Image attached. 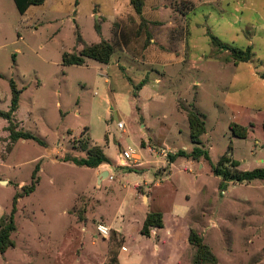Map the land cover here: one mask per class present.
Segmentation results:
<instances>
[{"label":"rangeland","instance_id":"obj_1","mask_svg":"<svg viewBox=\"0 0 264 264\" xmlns=\"http://www.w3.org/2000/svg\"><path fill=\"white\" fill-rule=\"evenodd\" d=\"M122 1L46 0L21 15L14 0H0V110L10 109L14 81L21 95L13 123L39 139L9 151V123L0 118V218L40 166L36 191L18 201L16 246L0 253V264H107L116 256L119 264H194L191 228L216 264H264V181L225 182L211 171L228 153L240 170L264 168V0H147L148 32L158 37L147 52L146 30L137 35L141 20ZM161 8L163 28L156 24ZM77 34L89 45L122 42L129 54L67 65L64 56L82 48ZM212 36L252 47L254 56L234 65ZM191 110L205 119L210 161L178 157L171 166L168 154L194 149ZM231 124L248 128V137H235ZM86 143L102 148L111 164L93 170L64 162L85 158ZM123 150L138 152L142 166L118 167ZM105 170L114 180L99 184ZM145 212L165 217L161 238L139 234ZM121 218L128 252L114 229L109 238L96 230H120Z\"/></svg>","mask_w":264,"mask_h":264},{"label":"trees","instance_id":"obj_2","mask_svg":"<svg viewBox=\"0 0 264 264\" xmlns=\"http://www.w3.org/2000/svg\"><path fill=\"white\" fill-rule=\"evenodd\" d=\"M46 0H14L16 8L21 15H24L28 9L32 6L42 5ZM146 0H130V5L134 10L135 14L140 18L141 24L137 35L140 36L143 30H146L147 42L146 45L150 43L151 34L148 32V27L146 20L143 16L144 7ZM95 29L99 35H101V25L96 23ZM77 43L82 46L78 53L66 54L64 56V63L67 65H83L86 59H92L99 63L109 64L112 57L116 51V46L106 40H101L98 43L87 44L83 40L80 34H77ZM212 43L217 48L222 51H229L231 53V59L234 65L240 63H247L254 56L252 47H247L246 49H240L231 47L220 42L215 36H212ZM145 81L138 86V90L143 87ZM12 89L11 106L9 111L0 110V118L8 121L7 130L9 132V145L8 150L13 149V145L20 140H36L39 139L29 132H25L19 129V125L13 123L15 113L19 108V101L21 90L17 88L14 81L10 83ZM187 120L190 127L191 140L194 144V149L191 154H187L185 151L181 150L175 154H168L167 161L171 165L175 162L178 157H190L193 160L200 161L204 159L209 162V152L202 146V136L207 132L206 122L202 115L194 110L187 112ZM230 129L233 135L238 138L245 139L248 137L249 130L238 124H231ZM82 150L86 152L85 158H66L64 162H72L79 167H88L91 169H96L102 165H110V160L104 153V150L97 146H89L88 143L82 145ZM231 150V148H230ZM232 154L228 153L221 157L216 165L211 166V171L215 176L221 177L225 182H233L238 184H250L254 181H264V168H256L250 171L240 170V162L232 159ZM40 171V166L38 165L32 176V183L29 186H24L18 191L13 199V205L10 213L3 214L0 218V253L4 254L9 249L16 246L15 241L12 236L17 231L16 225V214L18 212V201L36 191L37 184L39 183L38 173ZM224 187V184H221ZM164 228V216L160 212H149L144 220L141 234L145 237H150L153 229H163ZM188 242L190 246L194 247L195 257L193 259L194 264H216L217 259L215 255L211 252V249L207 244H205L203 238L194 229H189ZM107 264H119L117 256L112 258V260Z\"/></svg>","mask_w":264,"mask_h":264},{"label":"crops","instance_id":"obj_3","mask_svg":"<svg viewBox=\"0 0 264 264\" xmlns=\"http://www.w3.org/2000/svg\"><path fill=\"white\" fill-rule=\"evenodd\" d=\"M117 3H116V6H115V9H114V16L117 18V19H123V16H122V12H121V2L120 1H116ZM122 2H124V3H126V4H128L129 6H130V0H124V1H122ZM158 5H160V3H157ZM146 5H147V0H146V3H145V7H144V13H143V16H144V18L146 19V21H147V25H151V23H150V21L146 18V12H145V8H146ZM130 8H131V6H130ZM152 9L154 10V9H156V8H154V6L152 7ZM132 11V10H131ZM162 11V8L161 9H159L157 12V15H158V18H160V20L158 21V22H156V24L158 25V27H161V28H163V27H166V22H164V21H162V19H161V17H160V12ZM130 15H131V17H133V19H134V21H138V19H140L136 14H135V12H130ZM99 15H97V17H98ZM177 27L178 26H175V25H172V32H174V33H177L176 35H178L179 34V32L178 31H176V29H177ZM125 28V25H123V24H121V26H120V29H119V35L118 36H120V33H122V31H123V29ZM186 33V32H185ZM185 33H183V35H185ZM127 36H128V34H127ZM176 37V36H175ZM174 36H172V38H175ZM128 39H129V36H128ZM157 39H158V37L157 38H155L154 36H153V38L150 40V42H151V45L149 46V47H147L146 49H145V51L147 52L151 47H152V44H156L157 43ZM116 41H117V39H116ZM122 41V40H121ZM120 41V42H121ZM118 42H115V43H113L115 46H116V51H115V53H114V55L119 51V50H121L123 53H126V54H129L128 53V51H127V48H126V46L121 42L120 43V45H119V43H118V47H117V44ZM114 55H113V57H112V60L111 61H113V58H114ZM133 57V56H132ZM135 58V57H134ZM123 58L121 57V58H118V60H116V61H119V63H120V61H123L122 60ZM136 59V58H135ZM134 60V59H133ZM185 62H187V60L185 61ZM115 63V62H114ZM119 63H117L116 65L115 64H113V65H115V67H120L119 66ZM186 153H187V151H185ZM165 155L166 154H164V155H162L163 157H165ZM166 158V157H165ZM167 163V162H166ZM143 164V163H142ZM104 166H107V165H102V166H100V167H98V168H96V169H93V170H98V169H101L102 167H104ZM142 166V165H141ZM171 166H173L172 164H171ZM240 168V167H239ZM106 171V170H105ZM104 171V172H105ZM102 175V174H101ZM101 177V176H100ZM100 177H99V179H100ZM102 181H103V179H101V181L99 182V184H102ZM143 197L145 196V192H142V194H141ZM145 198H147V197H145ZM148 199V198H147ZM149 212H145V214H144V216H143V218H142V220L138 223L139 224V226H138V232H139V234L142 236V237H145V236H143L142 234H141V229H142V226H143V223H144V220H145V218H146V215L148 214ZM123 218H124V216H123ZM123 218H121L120 219V222H118L119 223V225H120V230L119 229H117V228H114V227H112L111 225H107L108 227H110L111 229H114L117 233H119L120 235H122V239H123V245L124 246H122L123 247V252H128V248L126 247V244H128L129 243V239H128V233H126V231H125V228H126V226H127V223H126V225H124L125 224V220H123ZM128 222H130V221H128ZM117 223V222H116ZM117 223V224H118ZM166 226V222H165V217H164V227ZM163 229H153L152 230V232H151V236H150V238H152L153 236H155V237H157V238H161V234H160V232L162 231ZM176 230H174V228H173V230L171 229H168L167 230V232H166V238H165V241L166 242H170V238L169 237H171L173 234L175 235L176 234V232H175ZM92 245L93 246H96V243H93L92 242ZM155 248H156V250H160V247H158V245H155Z\"/></svg>","mask_w":264,"mask_h":264},{"label":"built area","instance_id":"obj_4","mask_svg":"<svg viewBox=\"0 0 264 264\" xmlns=\"http://www.w3.org/2000/svg\"><path fill=\"white\" fill-rule=\"evenodd\" d=\"M119 128L124 129L123 123H119ZM116 164L121 168H138L142 165V158L138 152H135L133 150H123L119 154ZM108 179L111 181L114 180L113 176L110 175V173L108 175ZM96 230L98 234L104 238H109L111 234V228L103 224H99L96 227Z\"/></svg>","mask_w":264,"mask_h":264},{"label":"water","instance_id":"obj_5","mask_svg":"<svg viewBox=\"0 0 264 264\" xmlns=\"http://www.w3.org/2000/svg\"><path fill=\"white\" fill-rule=\"evenodd\" d=\"M108 175H109V172L108 171L103 172L102 175H101V177H100V179H99V182L101 181V179L107 178ZM2 183L6 184V182H2Z\"/></svg>","mask_w":264,"mask_h":264}]
</instances>
